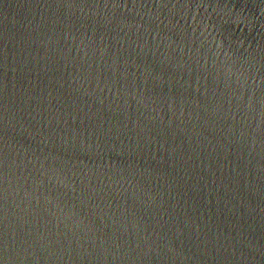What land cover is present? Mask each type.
<instances>
[{
    "label": "water",
    "instance_id": "1",
    "mask_svg": "<svg viewBox=\"0 0 264 264\" xmlns=\"http://www.w3.org/2000/svg\"><path fill=\"white\" fill-rule=\"evenodd\" d=\"M0 264H264V0H0Z\"/></svg>",
    "mask_w": 264,
    "mask_h": 264
}]
</instances>
